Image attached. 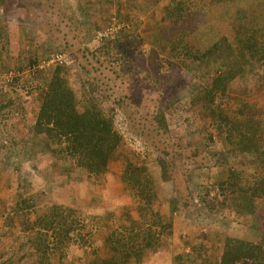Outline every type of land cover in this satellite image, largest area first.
I'll use <instances>...</instances> for the list:
<instances>
[{
    "label": "trees",
    "instance_id": "16d2710c",
    "mask_svg": "<svg viewBox=\"0 0 264 264\" xmlns=\"http://www.w3.org/2000/svg\"><path fill=\"white\" fill-rule=\"evenodd\" d=\"M257 3L239 5L231 16L234 36L229 37L224 25L221 37L205 48L188 39L194 27L190 20L191 9L184 0H178L166 18H151L146 34L138 32L133 35L131 28L124 26L118 36L105 39L97 49L105 57L110 54L111 61L120 67L117 76L123 74L141 81L139 75L145 70V77L156 87H162L155 112H145L137 122L128 115L124 117L130 127L135 125L128 134L135 147L140 141L143 154L126 147L125 135L117 128L116 113L104 105L102 90L90 81L89 75L82 76L84 84L80 82L75 86L68 82L58 66L52 69L51 75H44L39 67L38 54L28 56L29 67L39 77L36 84L39 110L31 122L32 130L27 138L34 142L31 149L49 152L53 157L54 174L65 172L68 179L99 184L113 178L119 192L132 196L138 211V215L133 216L131 208L126 209L121 216L126 222L111 226L108 234L96 238L99 230L96 223H103L102 219L95 222L94 218H89L90 223L86 222V216L81 215L78 207L66 202L55 201L41 206L34 195L22 198L19 206L23 216L31 212L37 215L34 222L26 221L23 228L37 231L39 235L30 241L35 243V250L29 252V255L37 254L35 264H53L55 258L61 264H69L62 263L68 251L74 252L76 258V262L70 264L144 262L148 253L157 252L168 244L174 232L177 216L167 211L171 210L169 207L163 208V183L172 185L168 194L170 198L166 197L172 208L182 203L187 207L186 214L193 215L192 206L186 203L193 194L188 195L187 188L179 187L175 177L178 171L176 162L183 157V161L190 160L193 168L219 166L226 173L219 183L200 187L199 195L205 204L199 210L201 215L204 210L210 216L221 213L222 217L215 220L223 226L226 207L238 213L241 207H245L254 214L249 225L256 238L233 237L230 233L215 231L216 236L227 235L223 240L225 250L217 259L208 255L204 239L178 254L180 259L187 262L200 259L201 264H264V121L261 117L264 109L248 108L244 119L237 113L224 116L221 111L224 103L219 100L221 94L248 98L264 93V14L261 13L264 1ZM92 55L95 56L96 52ZM186 70L193 71V76L203 80L199 86L213 115L210 124L223 133L222 141L227 145L224 150L205 151L202 146L190 149L189 144L180 148L177 143H173V147L167 142L172 140L167 111L180 101V97L175 91L166 98L161 95L173 77ZM15 81L20 80L16 78ZM86 81L94 87L88 88ZM119 103L123 101L119 100ZM245 107L247 109V104ZM248 115L254 117V122H249ZM156 136H161L159 142H164L165 146L155 141ZM8 139L9 135L3 132L0 148L5 151L10 164L17 150ZM167 146L173 149L166 150ZM186 149L190 152L185 155ZM148 152L155 158L151 163L156 164L158 174L146 161ZM193 155L197 158L193 159ZM120 159L121 168H112ZM235 159H246L248 166L239 170L232 165ZM189 166L185 165L186 171L191 169ZM183 179L187 183L192 181L190 173H186ZM232 197L242 198L244 202L228 204ZM13 219L14 216L6 214L3 222L12 223ZM204 238L208 239V236L204 235ZM74 243L77 245L75 250ZM13 263L8 260L6 264Z\"/></svg>",
    "mask_w": 264,
    "mask_h": 264
},
{
    "label": "rangeland",
    "instance_id": "374dc122",
    "mask_svg": "<svg viewBox=\"0 0 264 264\" xmlns=\"http://www.w3.org/2000/svg\"><path fill=\"white\" fill-rule=\"evenodd\" d=\"M176 1L178 0H0V140L3 132H6L10 138L9 144L17 150L16 155L12 156V162L8 164L7 155L0 148V264H6L8 260L14 261L13 264H35L37 259V254L29 255V252L35 250V243L30 241L35 240L38 233L23 229L26 221L34 222L37 216L34 212L23 216L19 201L26 196L34 195L41 206L55 201L75 205L81 215L86 216V222H89V218H94L95 222L96 219H102L103 223H96L99 229L96 238L108 234L111 226L126 222L121 217L126 209L131 208L133 216L138 215L132 196L127 192H119L113 178L99 184L68 179L65 172L54 174L53 157L49 152L31 149L34 142L27 138L32 130L31 122L39 110L36 89L39 77L29 67L28 56L35 52L38 54L39 67L43 69L44 75H51L52 69L58 66L68 82L75 86L80 85V82L84 84L82 76L89 75L90 81L95 82L97 88L102 90L104 105L116 113L117 128L125 135L126 147L143 154L140 141H137L135 147L128 134L135 125L130 127L124 117L128 115L137 122L145 112H155L162 87L158 88L151 83L145 77V70L139 75L142 77L141 81L123 74L122 77L117 76L116 71L120 67L111 61L110 54L105 57L97 49L105 43V39L118 36V31L124 26L130 27L133 35L138 32L146 34L151 18H166ZM184 1L191 9L190 20L194 25L188 39L205 48L221 37L224 25L232 38V13L239 5L251 6L260 0ZM261 11L264 14V9ZM92 52H96V55L93 56ZM192 72L186 70L177 74L161 95L166 98L175 91L180 97V101L167 111L169 136L172 138L167 142L177 143L180 148L189 144L190 149L202 146L205 151L224 150L227 145L222 141L223 133L210 124L213 115L199 86L203 80L197 75L193 76ZM16 78L20 80L17 83ZM87 86L94 87L89 83ZM162 99L164 102L165 99ZM119 100L123 103L120 104ZM219 100L224 103L223 109L221 108L224 116L237 113L244 119L248 108L264 109V93L248 98L231 93L221 94ZM261 117L264 121L263 113ZM248 118L250 123L254 122L253 116ZM159 138L161 136H156L155 141L165 146L164 142H159ZM162 138L165 139V136ZM169 146L166 150L171 151L173 148ZM190 149L184 150V154H188ZM145 158L155 171L157 167L155 163H151L155 159L152 154L148 152ZM192 158L197 156L193 155ZM183 159L184 157L176 162L178 171L175 177L179 187L185 190L187 188L188 195L193 194L194 198L186 201L188 206H192L193 209L190 210L193 215L188 216L187 207L179 201L180 205L172 208L166 199L170 198L168 194L172 185L170 182L163 183V208L169 207L171 210L167 211L177 216L173 236L168 244L157 252L148 253L145 261L137 264H201L200 259L187 262L180 259L179 255L188 250L190 245L203 239L208 255L217 259L225 250L223 240L227 235L216 236L215 231L230 233L233 237L239 235L249 239L256 238L249 225L254 220V214L245 207H241L239 213L226 207L223 226L217 221V218L222 217L221 213L210 216L203 209L204 213L201 215L199 210L205 204L199 195L200 187L219 183L218 180L225 177L226 173L219 166L193 168L189 159ZM121 163L122 159L113 164L112 168H121ZM184 164L191 165V169L186 171ZM232 165L239 170L248 166L246 159H235ZM186 173H190L192 178L189 183L183 179ZM231 199L228 204L244 202L242 198ZM6 214L14 216L12 223L3 222ZM204 235L208 236L209 241ZM76 247L74 243L73 250ZM74 258V252L68 251L62 263L76 262ZM176 258L180 260H175ZM53 262L61 264L58 258Z\"/></svg>",
    "mask_w": 264,
    "mask_h": 264
},
{
    "label": "crops",
    "instance_id": "0c3cea01",
    "mask_svg": "<svg viewBox=\"0 0 264 264\" xmlns=\"http://www.w3.org/2000/svg\"><path fill=\"white\" fill-rule=\"evenodd\" d=\"M0 217H1V196H0ZM1 225V223H0ZM0 238H1V232H0Z\"/></svg>",
    "mask_w": 264,
    "mask_h": 264
},
{
    "label": "built area",
    "instance_id": "2783aa9c",
    "mask_svg": "<svg viewBox=\"0 0 264 264\" xmlns=\"http://www.w3.org/2000/svg\"><path fill=\"white\" fill-rule=\"evenodd\" d=\"M198 201V200H197ZM199 204H201V202H199Z\"/></svg>",
    "mask_w": 264,
    "mask_h": 264
}]
</instances>
